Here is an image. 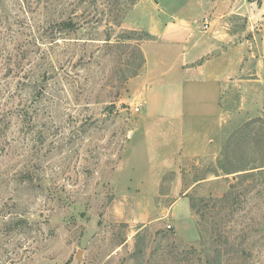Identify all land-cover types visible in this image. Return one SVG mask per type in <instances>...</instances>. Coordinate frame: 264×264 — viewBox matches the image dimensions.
Listing matches in <instances>:
<instances>
[{
    "label": "rangeland",
    "instance_id": "rangeland-1",
    "mask_svg": "<svg viewBox=\"0 0 264 264\" xmlns=\"http://www.w3.org/2000/svg\"><path fill=\"white\" fill-rule=\"evenodd\" d=\"M108 1L0 0V264H264V112L234 114L215 160L160 175L146 39L120 38ZM238 1L264 22V0ZM61 11L76 32L55 35Z\"/></svg>",
    "mask_w": 264,
    "mask_h": 264
},
{
    "label": "crops",
    "instance_id": "crops-1",
    "mask_svg": "<svg viewBox=\"0 0 264 264\" xmlns=\"http://www.w3.org/2000/svg\"><path fill=\"white\" fill-rule=\"evenodd\" d=\"M184 5L175 11L157 0H139L123 22L129 30L151 35L140 44V87L143 108L148 107L142 123L151 126L148 140L162 147L161 161L168 164L160 175L169 168L181 169L184 162L215 160L225 129L237 119L234 114L264 112V22L256 23L263 10L238 0H193ZM204 17L211 21L207 29L202 27ZM155 128L157 134H151ZM173 132L177 146L167 155ZM203 180L181 190L185 193ZM180 185L176 181L173 186Z\"/></svg>",
    "mask_w": 264,
    "mask_h": 264
},
{
    "label": "trees",
    "instance_id": "trees-1",
    "mask_svg": "<svg viewBox=\"0 0 264 264\" xmlns=\"http://www.w3.org/2000/svg\"><path fill=\"white\" fill-rule=\"evenodd\" d=\"M23 3L24 0H19ZM50 3L51 0H49ZM139 0H110L107 4V11L110 18L112 19V23L115 24L117 27L120 26L122 19L124 18V15H126L127 11L131 9ZM65 9V8H63ZM64 11V10H63ZM61 11V14L59 17H56L51 21L53 25L55 26V35H62V34H70L72 32H76L77 29L80 27L79 21L75 19V11H69L67 14ZM54 15V14H52ZM121 34H124L125 36L121 35L120 38H129V35H139L140 38L143 39H150L151 35L148 34L145 31H122ZM110 38L106 39V44H109ZM117 44V43H115ZM137 51L139 52V56L141 57L142 61H144L143 54L141 49L137 48ZM229 195V193H228ZM227 197L225 195L223 198ZM195 208V207H193ZM21 223H24V221H21Z\"/></svg>",
    "mask_w": 264,
    "mask_h": 264
},
{
    "label": "built area",
    "instance_id": "built-area-1",
    "mask_svg": "<svg viewBox=\"0 0 264 264\" xmlns=\"http://www.w3.org/2000/svg\"><path fill=\"white\" fill-rule=\"evenodd\" d=\"M210 18L209 17H204L202 19V27L203 29H207L210 26ZM136 110H139L138 107H135Z\"/></svg>",
    "mask_w": 264,
    "mask_h": 264
}]
</instances>
